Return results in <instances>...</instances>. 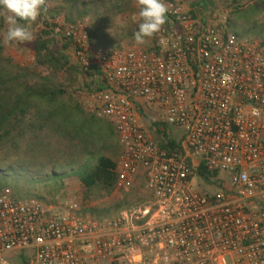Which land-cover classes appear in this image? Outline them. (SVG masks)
<instances>
[{"label": "built area", "instance_id": "1", "mask_svg": "<svg viewBox=\"0 0 264 264\" xmlns=\"http://www.w3.org/2000/svg\"><path fill=\"white\" fill-rule=\"evenodd\" d=\"M164 2L146 46L108 49L88 19L58 21L91 83L83 108L116 128L118 190L143 172L148 197L98 219L81 196L47 204L4 189L0 264L27 253L28 264H264V52L226 14Z\"/></svg>", "mask_w": 264, "mask_h": 264}, {"label": "trees", "instance_id": "2", "mask_svg": "<svg viewBox=\"0 0 264 264\" xmlns=\"http://www.w3.org/2000/svg\"><path fill=\"white\" fill-rule=\"evenodd\" d=\"M133 1L47 0V11L31 26L34 41L19 43L21 48L34 53V68L6 59L0 42V150L23 149L27 141H33L31 148L36 150L15 160L0 154V192L9 188L16 199L58 204L69 196V185L77 182L83 194L82 214L98 219L114 217L134 204V198L142 200L137 193L143 191V172L130 192L117 188V159L122 148L116 128L83 108L81 93L90 91L91 83L83 79L79 67L72 63L71 42L58 22L69 24L88 19L91 42L115 48L104 33L123 10L132 7ZM221 1L234 7V16L245 15L240 17L245 26L230 18L228 28L240 30L243 36L251 34L264 52V23L251 26V12L239 8L241 0ZM218 3L189 0V7L193 13H201L217 9ZM5 30L6 21L0 17V33ZM137 30L128 33L129 43L134 41ZM119 43L117 48H124ZM45 135L56 140V144L46 143ZM199 175L206 183L215 177L204 167ZM17 261L28 264L24 254L16 258L15 264Z\"/></svg>", "mask_w": 264, "mask_h": 264}, {"label": "rangeland", "instance_id": "3", "mask_svg": "<svg viewBox=\"0 0 264 264\" xmlns=\"http://www.w3.org/2000/svg\"><path fill=\"white\" fill-rule=\"evenodd\" d=\"M181 1L183 3H185L186 5H189V0H181ZM217 2H219L218 7H217V9H215V8L212 9L213 13L226 14L228 20H230V18H231V20H237L241 26H245V24H243V21L240 18L242 16H245L244 14L234 16L232 14V12L234 11L233 6H225V4L221 0H217ZM131 5H132V7L123 10V13H121V15L117 18V20L113 23V25L110 28H108L104 33L106 35L107 39L110 42L114 43L115 48L118 47L117 43H119V42H121L124 47L135 43L134 41L132 43H129L127 41L128 33L132 32V30H135L138 28V20L136 18L137 9L135 7V0L132 2ZM238 5H239V8L243 9V11L251 12V14H248L250 17L249 22H250L251 26H253L256 23H258V24L264 23V0H261V1H259V0H241L238 3ZM246 20H248V19H246ZM7 27H8V25L6 23V30H7ZM246 28H248V27H246ZM6 30H5V32H6ZM5 32H3V33H5ZM3 33H0V42L4 47V57L8 60L13 61L15 64H19V65H22L25 67L34 68V66H35L34 53H32L29 50L21 48L19 43H13L9 46H6L3 43V38H2ZM237 33H240V30L239 31L237 30ZM251 36H252L251 34L246 35V37H251ZM69 55L72 58V63L75 64L70 50H69ZM82 82L85 83V80H82ZM43 140L48 144H52V145L56 144V140L48 139V135H45V137H43ZM33 144H35L33 141H27L24 143L23 149L22 148L19 149L16 147L3 148L2 150H0V154H1V156L15 160L18 157H21L23 155H30L33 152H35L36 150H33V148H31V146ZM37 144H40V140L37 141ZM73 183H77V182H72L71 184H73ZM71 184L69 185V188H68L69 196L71 198H78L79 196H81V201H82L83 194H82L81 186L79 185V183H78V185L77 184L71 185ZM137 196L141 199H146L148 197L145 193H143V191L138 192ZM133 201L137 202V201H139V199L134 198ZM31 256H32L31 253H27L26 259L29 260V258ZM16 263L19 264L18 261Z\"/></svg>", "mask_w": 264, "mask_h": 264}, {"label": "clouds", "instance_id": "4", "mask_svg": "<svg viewBox=\"0 0 264 264\" xmlns=\"http://www.w3.org/2000/svg\"><path fill=\"white\" fill-rule=\"evenodd\" d=\"M135 7L138 30L134 32V42L138 46H146L165 25L169 9L164 0H135ZM46 11L47 0H0V17L8 25L3 33V43L9 46L34 41L35 33L31 26Z\"/></svg>", "mask_w": 264, "mask_h": 264}, {"label": "crops", "instance_id": "5", "mask_svg": "<svg viewBox=\"0 0 264 264\" xmlns=\"http://www.w3.org/2000/svg\"><path fill=\"white\" fill-rule=\"evenodd\" d=\"M74 184H75V185H76V184L78 185V183H73V184H71V185H74ZM79 185H80V184H79Z\"/></svg>", "mask_w": 264, "mask_h": 264}]
</instances>
